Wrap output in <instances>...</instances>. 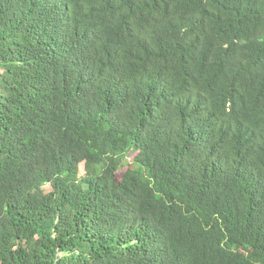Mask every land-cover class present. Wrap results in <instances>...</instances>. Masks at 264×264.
Listing matches in <instances>:
<instances>
[{
    "label": "trees",
    "instance_id": "trees-1",
    "mask_svg": "<svg viewBox=\"0 0 264 264\" xmlns=\"http://www.w3.org/2000/svg\"><path fill=\"white\" fill-rule=\"evenodd\" d=\"M0 264H264V0H0Z\"/></svg>",
    "mask_w": 264,
    "mask_h": 264
}]
</instances>
